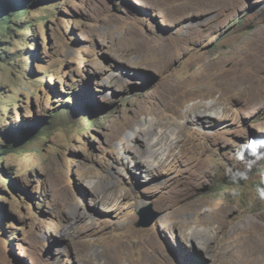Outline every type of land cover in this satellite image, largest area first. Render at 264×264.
<instances>
[{"label": "rangeland", "instance_id": "374dc122", "mask_svg": "<svg viewBox=\"0 0 264 264\" xmlns=\"http://www.w3.org/2000/svg\"><path fill=\"white\" fill-rule=\"evenodd\" d=\"M0 20V264H264V0H0Z\"/></svg>", "mask_w": 264, "mask_h": 264}, {"label": "bare ground", "instance_id": "6f19581e", "mask_svg": "<svg viewBox=\"0 0 264 264\" xmlns=\"http://www.w3.org/2000/svg\"><path fill=\"white\" fill-rule=\"evenodd\" d=\"M187 32V31H186ZM260 38V37H259ZM150 41V40H149ZM158 46V49L154 52V53H152V56L151 57H153L154 58V60H153V62H155V63H157V62H159V63H161V67H162V70L163 71H166L167 69H168V66H169V59H168V51L167 50H165V47L163 46V44L161 43V45H160V43H159V45H157ZM157 48V47H156ZM152 62V63H153ZM207 68V67H206ZM217 69V68H216ZM229 70V69H228ZM232 74V73H231ZM230 76V75H229ZM168 78H170V75H168ZM203 78V77H202ZM206 78H204L203 80H205ZM195 80H196V78H195ZM193 83V82H192ZM241 83V82H240ZM230 84H232V83H230ZM237 85H240V84H237ZM233 86H234V84H233ZM241 86H242V88H243V86H245L244 84H242L241 83ZM230 87H232V86H230ZM235 88H239V87H236V85H235ZM183 86H179L178 84H173V83H170V86L168 87V89H167V92L166 93H168V94H170V95H172L173 94V92L174 91H178V93L179 92H181L182 91V93H183ZM190 89V88H189ZM188 89H186V91H187ZM237 90V89H236ZM238 91V90H237ZM195 93V92H194ZM196 93H198V92H196ZM207 93V92H206ZM185 94V92L183 93V95ZM201 94V93H200ZM204 94H205V92H204ZM187 95V94H186ZM189 95V94H188ZM192 95V94H191ZM196 96H197V94H196ZM204 96V95H203ZM205 97V96H204ZM185 102V101H184ZM211 110V109H210ZM176 135V134H175ZM156 161V160H155ZM153 162V161H152ZM156 162H153V163H151L152 164V166H154V164H155ZM132 235V234H131ZM130 235V236H131ZM148 236V235H147ZM152 237V236H151ZM150 238V237H149ZM148 238V239H149ZM153 238V237H152ZM152 238H150L149 240H145V245H146V247H147V254L148 255H146V257H148V258H158V259H161L162 261L165 259V253H164V249H165V245L161 242V243H157V241L155 242V241H153V240H151ZM154 239H155V237H154ZM111 245H113V244H111ZM111 248V250L113 251H115V252H117L118 253V245L116 246V245H114V246H110ZM204 248L205 249H207V245H204ZM120 249V254H119V256L117 255L115 258H114V261L115 262H119V263H122L124 260H123V258L125 257V251H126V248L125 247H120L119 248ZM245 255H243L244 257L242 258V261L239 263V264H254V262L250 259V257L247 255V253H244ZM251 256V255H250ZM145 257V256H144ZM143 257V258H144ZM145 257V258H146ZM147 259V258H146ZM146 259H140V260H138V261H135V262H133L132 264H149V261H147ZM149 260V259H148ZM107 263V262H106ZM111 263V262H110ZM113 263V262H112ZM107 264H109V263H107Z\"/></svg>", "mask_w": 264, "mask_h": 264}, {"label": "water", "instance_id": "95a60500", "mask_svg": "<svg viewBox=\"0 0 264 264\" xmlns=\"http://www.w3.org/2000/svg\"><path fill=\"white\" fill-rule=\"evenodd\" d=\"M162 214L153 212V217H150V214H145L141 222L137 225L139 228H149L151 227L160 217Z\"/></svg>", "mask_w": 264, "mask_h": 264}, {"label": "trees", "instance_id": "16d2710c", "mask_svg": "<svg viewBox=\"0 0 264 264\" xmlns=\"http://www.w3.org/2000/svg\"><path fill=\"white\" fill-rule=\"evenodd\" d=\"M23 3H24V2H21V1H16V2H15L16 7H18V10H17V11H20V10H21V7L23 6ZM6 19H7V18H6ZM6 21H7V20H4V21L0 20V25H2V24H3L4 26L8 25L9 23L6 22ZM6 29L9 30L10 28H6ZM90 127L93 128V127H94L93 124H91ZM43 134H45V133H43ZM17 136H20V134H17V135H16V138H18ZM9 182H11V180H9Z\"/></svg>", "mask_w": 264, "mask_h": 264}]
</instances>
